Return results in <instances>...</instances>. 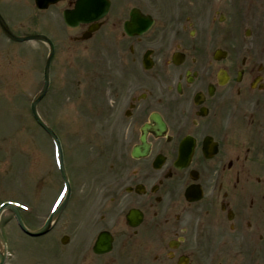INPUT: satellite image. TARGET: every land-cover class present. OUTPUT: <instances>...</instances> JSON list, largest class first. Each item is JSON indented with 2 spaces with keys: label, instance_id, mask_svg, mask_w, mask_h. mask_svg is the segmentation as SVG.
<instances>
[{
  "label": "flooded vegetation",
  "instance_id": "af4514ba",
  "mask_svg": "<svg viewBox=\"0 0 264 264\" xmlns=\"http://www.w3.org/2000/svg\"><path fill=\"white\" fill-rule=\"evenodd\" d=\"M200 8L197 0H109L91 34L121 77L109 105L121 117L102 135L125 150L107 202L61 223L65 245L73 239L68 264H264V66L254 55L238 60L235 37L214 27L225 17L214 9L208 28ZM132 13L151 16L147 33L127 36ZM153 114L164 134L148 133L147 154L134 159ZM191 187L199 200L185 197ZM131 209L142 214L136 228L125 219ZM104 232L111 251L96 255Z\"/></svg>",
  "mask_w": 264,
  "mask_h": 264
},
{
  "label": "rangeland",
  "instance_id": "374dc122",
  "mask_svg": "<svg viewBox=\"0 0 264 264\" xmlns=\"http://www.w3.org/2000/svg\"><path fill=\"white\" fill-rule=\"evenodd\" d=\"M31 2L32 0H0V5L6 11L5 16L9 18L7 21L15 35L39 33L51 35L54 40L55 37L60 39L56 43L57 52L52 64L50 87L46 96L39 102L37 110L55 131L58 130L59 138L69 151L67 158L71 159L68 163L70 164L73 158L78 161L77 174H81V177L80 181L74 177L76 186L77 182H86L85 188L101 187L113 176L104 173L103 162L107 156L101 160L97 155L96 160L94 159L98 147H93L91 143L94 138L89 126L95 123L104 125L113 121V118H106L109 116L106 114L109 108L107 101L117 84V80L111 81L110 74L115 79L119 78L118 74L111 72L113 59L102 49H94L93 42L82 47L79 43L69 44L62 41L61 38L66 39L65 34L54 33L60 26L56 10L43 14L35 11ZM248 7L251 8V17H248L247 22H255L256 26L264 29V0L251 1ZM80 48L89 52H77ZM46 54L47 47L42 43L17 44L9 42L0 34V202L12 199L28 205L31 211L22 215V219L31 228L38 224L41 216L48 211L51 200L60 188V181L54 173V169H57L52 158V143L35 125L29 111L30 100L42 85ZM77 63L89 72V78L80 80L81 88L86 80L89 82L90 77L96 74L95 80L99 84L95 85L97 90L90 97L81 89L75 90L71 82L74 76L83 75L77 70ZM118 69L114 67V70ZM98 91H102V95L96 99L99 96ZM3 95L6 97L3 98ZM85 98L88 100L84 102L90 105L81 108L80 101ZM94 102L102 105L98 115L85 114L86 109L92 107ZM12 143L19 148H13ZM75 146L79 152L74 151ZM1 156L4 157L3 160ZM94 161L97 162L96 167L91 172L88 166ZM40 176L44 179L38 182L36 179ZM98 178L99 183H95ZM73 186L72 183L71 188ZM79 186L81 188L83 183H79ZM83 200L84 197L74 190L68 201L69 206L74 204L69 210L65 208V214H72L74 206L83 204ZM2 219H11L10 214L4 213ZM68 220L69 218L64 222ZM9 229L14 243L25 241L14 229L8 227L7 230ZM60 231L52 232L49 236L28 239L24 247L16 249L15 259L11 257L7 264H68L72 257L73 239L67 246H62L59 242Z\"/></svg>",
  "mask_w": 264,
  "mask_h": 264
},
{
  "label": "water",
  "instance_id": "95a60500",
  "mask_svg": "<svg viewBox=\"0 0 264 264\" xmlns=\"http://www.w3.org/2000/svg\"><path fill=\"white\" fill-rule=\"evenodd\" d=\"M44 2V0H40V4L41 3H43ZM39 4V5H40ZM8 34V33H7ZM9 35V34H8ZM10 36V35H9ZM37 39H41L40 37H37ZM49 222H50V220L45 224V226L40 230V232L38 233V234H40V233H44L47 229H48V227H49ZM99 244H102V243H99Z\"/></svg>",
  "mask_w": 264,
  "mask_h": 264
},
{
  "label": "bare ground",
  "instance_id": "6f19581e",
  "mask_svg": "<svg viewBox=\"0 0 264 264\" xmlns=\"http://www.w3.org/2000/svg\"><path fill=\"white\" fill-rule=\"evenodd\" d=\"M66 197L63 198V200L61 201V203L59 204L58 208L63 204V202L65 201ZM57 208V210H58Z\"/></svg>",
  "mask_w": 264,
  "mask_h": 264
}]
</instances>
